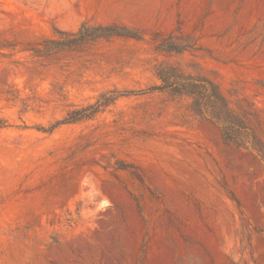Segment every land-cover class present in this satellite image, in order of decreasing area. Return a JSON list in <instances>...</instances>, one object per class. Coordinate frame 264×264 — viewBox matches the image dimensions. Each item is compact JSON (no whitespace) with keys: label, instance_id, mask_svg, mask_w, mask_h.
<instances>
[{"label":"rangeland","instance_id":"1","mask_svg":"<svg viewBox=\"0 0 264 264\" xmlns=\"http://www.w3.org/2000/svg\"><path fill=\"white\" fill-rule=\"evenodd\" d=\"M85 21L140 38L53 41ZM162 66L261 109L264 141V0H0V264H264V160Z\"/></svg>","mask_w":264,"mask_h":264},{"label":"trees","instance_id":"2","mask_svg":"<svg viewBox=\"0 0 264 264\" xmlns=\"http://www.w3.org/2000/svg\"><path fill=\"white\" fill-rule=\"evenodd\" d=\"M58 33L60 38L53 40L58 47H77L92 40L113 36L140 38L138 33L125 26L92 24L88 21L83 22L76 32L59 31ZM187 43L180 41L177 35L171 34L161 40L157 47L164 52L184 53L192 47ZM158 75L162 85L154 86L152 89L163 90L168 87L176 95L189 97L192 111L197 116L216 122L225 141L239 147L251 146L264 160V141L254 126L255 123L261 122V109L254 108L251 112L252 110L240 108L238 111L222 93L219 85L202 74H186L176 67L162 66L158 70ZM84 117L87 115L77 110L57 124L74 122Z\"/></svg>","mask_w":264,"mask_h":264}]
</instances>
